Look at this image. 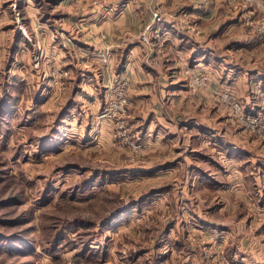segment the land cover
<instances>
[{"label": "rangeland", "instance_id": "obj_1", "mask_svg": "<svg viewBox=\"0 0 264 264\" xmlns=\"http://www.w3.org/2000/svg\"><path fill=\"white\" fill-rule=\"evenodd\" d=\"M174 3L0 1V264H264V0Z\"/></svg>", "mask_w": 264, "mask_h": 264}, {"label": "crops", "instance_id": "obj_2", "mask_svg": "<svg viewBox=\"0 0 264 264\" xmlns=\"http://www.w3.org/2000/svg\"><path fill=\"white\" fill-rule=\"evenodd\" d=\"M178 1H181V0H175V3ZM192 1L196 2V3L198 1H201V3L204 2V4H200L199 7L198 6L195 7L194 5L192 6V8L194 7L193 11L196 12L195 13L196 18H198V20H200L201 23L202 22L206 23L209 28H211V26H213L212 28L216 27L217 28L216 31H218L219 28H220V32L224 30L225 25H222V22L220 19L225 15H230V12L226 11L227 8L225 6L222 7V1L225 2L226 0H207V1L206 0H192ZM201 5H205V6H201ZM176 14L179 15L180 18L184 19L183 13L178 14V12H176ZM145 15H147V13ZM213 21H214V23H213ZM169 22H171V25H173V27L171 28L173 32L169 36L166 37V40L168 39V40L172 41L174 44L176 42V44L178 46H181V48H184L183 45H187V46H185V48L188 47V33H184L183 38H179V37H181L179 35V33L185 32V31L179 30L180 32L177 33L178 28H179L178 19L175 17H172V18H170ZM211 23H213V24H211ZM230 28H232V27H230V25H229L226 28V30L228 31ZM184 30H186V29H184ZM176 37H178V38H176ZM174 39H177V40H174ZM144 50L145 49L142 50V46L140 47V49H136V47H135V48H133V54H135V52H137L138 54L143 55ZM168 61H169V63H171L170 59H168ZM165 62L166 63H164V66H166L168 64L167 61H165ZM142 63H143L141 66L142 68L138 67L136 71L134 70V76L133 77L136 80L137 88H140L138 91V92H141V93H139L140 101H143V105L147 109H148V107L149 108L151 107V109H148L149 113H148V116H146V121H147V117L148 118L151 117L152 119H153V117H157L161 123L162 122H166V123L170 122L169 124H171L173 119L164 114L163 105L161 103V95L164 94L163 89H161L160 90L161 93H159L156 90L154 83H152L153 82L152 80H154V81L158 80L159 82H161V80H163V75L165 74L164 73L165 69H160V68H157L158 70H156L154 68L152 69V68H150V66L146 65L145 61H142ZM153 77L155 79H153ZM75 78H76L75 76H74V78L70 77V80L72 81V83L70 84V86H71L70 94L71 95L78 94L79 90H80L79 89V87H80L79 79L76 78L77 83L75 84ZM67 85H68L67 83H66V86L64 84L58 83L57 86L60 88V90H61V88H64V90L61 93H65L66 92L65 88L67 87ZM155 85H156V83H155ZM173 85H174V83H171L170 85L168 84L166 86L173 88ZM174 94H177V93H174ZM252 103L255 105L254 101ZM167 126H170V125L167 124Z\"/></svg>", "mask_w": 264, "mask_h": 264}, {"label": "trees", "instance_id": "obj_3", "mask_svg": "<svg viewBox=\"0 0 264 264\" xmlns=\"http://www.w3.org/2000/svg\"><path fill=\"white\" fill-rule=\"evenodd\" d=\"M162 239H163V238H162ZM57 240H58V239H56V241H57ZM56 241H55V242H56ZM57 242H58V241H57ZM58 244H59V243H55V245H58ZM158 244H159V243H158ZM160 245H161V243H160Z\"/></svg>", "mask_w": 264, "mask_h": 264}]
</instances>
